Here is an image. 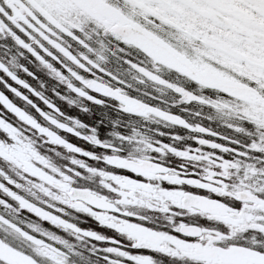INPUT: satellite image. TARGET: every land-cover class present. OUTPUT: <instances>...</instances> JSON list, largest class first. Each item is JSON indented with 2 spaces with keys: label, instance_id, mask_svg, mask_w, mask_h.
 Here are the masks:
<instances>
[{
  "label": "flooded vegetation",
  "instance_id": "obj_1",
  "mask_svg": "<svg viewBox=\"0 0 264 264\" xmlns=\"http://www.w3.org/2000/svg\"><path fill=\"white\" fill-rule=\"evenodd\" d=\"M28 3V15L34 10L61 30L84 24L85 33L66 46L96 67L84 71L67 62L65 67L80 77L77 81L50 59L32 56L23 47L27 43L36 50L27 36L0 25V117L17 125L0 119V128L13 140L0 141V217L33 236L40 233L37 246L54 264H195L171 255L201 264H231L235 253L229 241H243L254 223L264 227V199L255 194L264 187V153L251 150L257 133L224 93L247 102L239 110L257 121L264 118V97L253 89L244 91L246 86L228 72L197 57L189 70L201 78V88L164 62H154L138 44L122 45L127 26L97 25L81 0ZM226 10L250 15L238 5ZM11 11L14 19L21 18L15 7ZM197 24L213 33L201 42L206 49L202 55L219 56L218 63L241 75L256 71L252 64L264 68V58L252 55L256 49L250 36L192 17L190 27ZM169 31L174 30L165 26L161 34ZM175 87L195 98L184 101ZM9 104L34 118L35 104L45 118L39 127L28 128ZM217 196L234 197L244 206L237 212ZM210 203L214 208L203 210ZM217 223L228 226L227 236L216 231ZM0 240L31 255L32 245L7 225L0 224Z\"/></svg>",
  "mask_w": 264,
  "mask_h": 264
},
{
  "label": "snow or ice",
  "instance_id": "obj_2",
  "mask_svg": "<svg viewBox=\"0 0 264 264\" xmlns=\"http://www.w3.org/2000/svg\"><path fill=\"white\" fill-rule=\"evenodd\" d=\"M81 2L89 9L91 13L89 18L94 19L97 25L104 26V22L107 21L111 25L121 24L127 26L121 33L122 39L120 42L122 45L127 46L128 43L138 44L144 52L151 56L154 62H164L168 67L174 68L176 73L195 81L201 88H205L201 78L195 72L189 70V62L197 57L219 71L228 72L236 80H239L242 85L246 86L244 91L253 89L260 97H264V68L252 64L251 67L256 68V71H249L241 75L230 68H226L224 64L218 63L219 56L212 59L209 56L202 55V52L206 49L205 44L201 42L206 43L208 41L209 37L213 35L212 30L202 24H197L195 28L190 27L191 18L197 17L200 21H206L207 24H215L217 28L235 31L237 35L246 38L250 36L252 40L251 47L256 49L252 55L264 58V0H122L123 7L119 6L120 0H116V3L112 4L111 7L108 6L111 0H81ZM21 5L24 7L21 8ZM232 5H238L239 8L245 9L250 15L243 13L233 15L232 11L226 10L231 9ZM14 7L20 12L21 18H13L11 10ZM30 7L28 0H3V4H0V25H6L7 30L12 33L27 36L36 50L34 51L27 43H24L23 47L32 56L41 62L48 61L45 57L50 59L62 70L69 72L72 77L75 76L77 81L80 80V77L72 68L65 67L67 62L77 65L84 71H87V67H96L87 56L78 57L73 55L66 46L68 40L75 41L80 34L85 33L84 24H76L74 27L65 25V29L61 30L49 24L43 16L34 10L32 15H28L24 8ZM226 17L235 20L236 24L229 25L228 20L225 19ZM226 25L227 27H225ZM165 26L174 31L161 34ZM241 28L246 29V31H241ZM107 30V27H105V31ZM154 31L159 39L153 35ZM80 43L83 47H88L83 41H80ZM216 51L217 49L213 48V52ZM223 54L228 55L226 52ZM239 62L241 64L246 63L242 59ZM53 63H48L46 66L55 72L61 73L53 68ZM132 67L145 76H150L153 80L158 79L155 75L148 73L142 66L132 64ZM13 79L16 78L13 77ZM16 82L22 83L18 80ZM159 82L164 83L163 81ZM169 86L171 87V85ZM23 87L31 91L29 85L23 84ZM68 87L72 90L70 86ZM174 90L176 93L181 94L186 102H190L195 98L194 95L183 88L175 87ZM212 90L219 92V89ZM17 95L21 94L17 93ZM224 96L237 108V115L242 121H247L253 125L258 139L251 145V150L264 153V118L257 121L244 116L239 109L247 108V102L229 96L227 93H224ZM21 98L26 99L25 97ZM0 99H3V97L0 96ZM8 107L21 124L27 120L26 126L28 128H32L34 123L39 127L40 118H45L44 110L35 104L33 107L38 113V117L35 118L24 116L19 108L12 107L10 104ZM257 107H261V105L258 103ZM0 119L12 124V127L17 126L16 123L6 118L0 117ZM176 120L179 124H185L179 118H176ZM196 130L202 131V129ZM243 131L242 128L241 132ZM0 141L13 143L12 137L3 128H0ZM190 176L195 178L196 174L193 172L190 173ZM255 194L264 199V187L260 188ZM216 198L226 204L228 208L235 209L237 212L244 206V201L234 197L217 196ZM248 203L255 202L248 201ZM24 210L28 211L29 209L25 208ZM257 223L261 222L258 221ZM0 224L7 225L23 240L32 245L31 255H29L0 240V264H44L45 261H49V257L40 251L42 245L37 246V242L41 238L40 233H36L35 236L32 233H26L3 217H0ZM215 228L216 231L223 233L225 236L229 233V228L224 223H217ZM245 231L248 235L243 241H229L230 244L234 245L235 253V258L231 261V264H264V227H257L254 223ZM46 242L52 243V241ZM218 246L227 248L228 244H218ZM242 248H248L250 251L240 252L239 249ZM170 257L181 262L191 261L195 264H201V262L191 260L186 256L171 255ZM49 262L54 264L52 261ZM147 264H151V261H148Z\"/></svg>",
  "mask_w": 264,
  "mask_h": 264
},
{
  "label": "water",
  "instance_id": "obj_3",
  "mask_svg": "<svg viewBox=\"0 0 264 264\" xmlns=\"http://www.w3.org/2000/svg\"><path fill=\"white\" fill-rule=\"evenodd\" d=\"M205 210H210V209H213L214 208V206H212V205H205ZM204 209V208H203ZM213 211V210H212Z\"/></svg>",
  "mask_w": 264,
  "mask_h": 264
}]
</instances>
